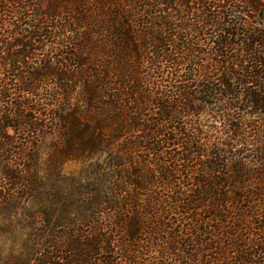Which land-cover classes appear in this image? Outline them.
I'll return each instance as SVG.
<instances>
[{
  "label": "trees",
  "instance_id": "trees-1",
  "mask_svg": "<svg viewBox=\"0 0 264 264\" xmlns=\"http://www.w3.org/2000/svg\"><path fill=\"white\" fill-rule=\"evenodd\" d=\"M16 199L32 264H264V0H0Z\"/></svg>",
  "mask_w": 264,
  "mask_h": 264
},
{
  "label": "rangeland",
  "instance_id": "rangeland-1",
  "mask_svg": "<svg viewBox=\"0 0 264 264\" xmlns=\"http://www.w3.org/2000/svg\"><path fill=\"white\" fill-rule=\"evenodd\" d=\"M51 141L46 140L40 148V165H48V153ZM88 165L81 163H67L62 168V175L70 179L85 175L89 171ZM67 181V182H68ZM40 205L26 199L12 200L0 206V256L4 262L14 264H32V210L39 209Z\"/></svg>",
  "mask_w": 264,
  "mask_h": 264
}]
</instances>
